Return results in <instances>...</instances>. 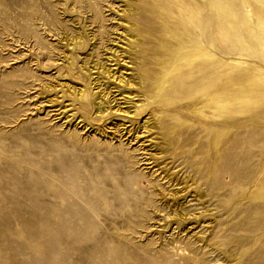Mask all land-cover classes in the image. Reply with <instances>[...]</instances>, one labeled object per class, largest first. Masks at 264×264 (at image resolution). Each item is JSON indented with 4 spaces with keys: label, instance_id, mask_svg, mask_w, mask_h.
I'll list each match as a JSON object with an SVG mask.
<instances>
[{
    "label": "rangeland",
    "instance_id": "1",
    "mask_svg": "<svg viewBox=\"0 0 264 264\" xmlns=\"http://www.w3.org/2000/svg\"><path fill=\"white\" fill-rule=\"evenodd\" d=\"M96 2L0 0V264H264L259 36L222 34L221 68L233 65L239 105L261 111L256 119L237 114V131L219 142L223 170H213L201 160L216 146L204 113L185 111L180 121L174 97L173 115L158 112L145 123L144 114L115 111L118 97L113 107L100 91L108 81L94 88L92 71L127 44L124 1L103 0L105 33L89 7ZM78 35L81 48L68 45ZM100 97L108 114L93 103ZM180 212L185 228L174 222Z\"/></svg>",
    "mask_w": 264,
    "mask_h": 264
},
{
    "label": "bare ground",
    "instance_id": "2",
    "mask_svg": "<svg viewBox=\"0 0 264 264\" xmlns=\"http://www.w3.org/2000/svg\"><path fill=\"white\" fill-rule=\"evenodd\" d=\"M123 1L124 7L119 18L124 15L123 22L125 25H123L125 32L121 34L125 33L126 48L121 49L117 46L112 49L107 58L108 62L103 64V68L96 74L95 71H92L93 75H95L92 82L94 88L101 87V80L104 83L108 81L110 92L108 93L105 90L108 86H105V89L101 87L100 91L105 99L107 97L110 99L113 107L118 106L117 99L119 100V107L122 108H117L115 111L120 114L130 115L129 117L144 114L147 116L144 119L145 123L159 115L158 112L173 115L172 113L175 109H170V106L174 97L177 101H180V112L178 111L180 117L177 111L175 113L177 119L180 120L183 117L182 113L185 111L204 113L206 116L204 123L208 122V120L213 121L205 125L216 146L210 144L209 148H212V150L209 152V156L207 158L202 156L203 159L201 160L209 161L210 168L215 170L219 164L221 165L224 162L220 158L221 155L218 154L221 148L219 142L223 135L229 132L234 134L237 131L239 125L237 114L239 112L247 113L252 115V117L255 116L254 119H256L260 117L259 113L261 111L260 108L259 112L254 113L255 109L248 103H244L245 105L242 106L239 105L238 96L241 94V90L235 83V73H228V69L233 68V65H229L225 70L221 68L222 36L231 35L230 31L236 35L254 36L248 34L254 33L259 36L258 41L264 44V0ZM102 3L103 0H97L95 6L91 3L92 5L89 4V7L94 10V20L102 21V27L105 28ZM112 13L115 15V12L112 11ZM119 27H122V23L119 24ZM106 30L105 28L102 33H105ZM67 39L68 45L73 44V48L79 49L83 45L84 36L78 35L67 37ZM113 42L115 41L113 40L112 44ZM207 44H210V46H206ZM232 52L233 49L229 51L230 57L233 58ZM84 93L85 91L82 88L80 95ZM114 96L118 98L115 99ZM158 97H162L159 100L160 105L158 104L157 106L156 104L154 106V103L158 101ZM93 103L100 113H109V105L103 98H97ZM82 107L86 109L87 105L84 103ZM180 121L183 120L181 119ZM172 124L170 123V126ZM210 134L208 133L209 136ZM194 140L191 139L189 142L191 143ZM228 141H231L230 138ZM189 142L187 141V143ZM225 145L223 146L226 148ZM177 155L180 156L179 154ZM238 156L234 155L235 158H238ZM231 159L232 162L233 156ZM262 165L264 167V157ZM224 166L225 169H233L232 167V169L230 167L227 168L228 165L226 166L225 163ZM220 169L223 170L222 165ZM208 185L209 187L212 186L209 183ZM262 196L263 194H260L258 197ZM179 205V203L175 205L176 210L179 209ZM185 216V212L174 215V222H177L178 228L181 225H183L182 228H185ZM188 217L191 220L195 218L194 215ZM55 222L56 224L61 223L59 216ZM78 225L79 227L82 226L81 224ZM69 228L63 223L61 227L62 239L67 236ZM70 231L73 236L77 235L75 227L71 228ZM51 232L48 231V233ZM200 239L202 238L198 240ZM184 240L180 238V241L194 249L193 244L189 240ZM176 241L179 242L177 239L171 242ZM72 243L76 245L75 242Z\"/></svg>",
    "mask_w": 264,
    "mask_h": 264
}]
</instances>
